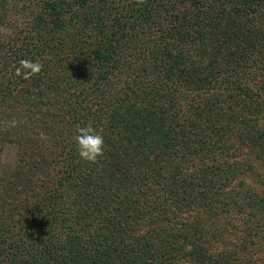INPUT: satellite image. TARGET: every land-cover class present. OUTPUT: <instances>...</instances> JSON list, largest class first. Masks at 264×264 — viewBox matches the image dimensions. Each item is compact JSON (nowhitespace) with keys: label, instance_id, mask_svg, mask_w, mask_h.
Here are the masks:
<instances>
[{"label":"trees","instance_id":"obj_1","mask_svg":"<svg viewBox=\"0 0 264 264\" xmlns=\"http://www.w3.org/2000/svg\"><path fill=\"white\" fill-rule=\"evenodd\" d=\"M0 264H264V0H0Z\"/></svg>","mask_w":264,"mask_h":264},{"label":"clouds","instance_id":"obj_2","mask_svg":"<svg viewBox=\"0 0 264 264\" xmlns=\"http://www.w3.org/2000/svg\"><path fill=\"white\" fill-rule=\"evenodd\" d=\"M19 63L21 68L17 70V74L23 70L25 78L38 74L42 69V64L39 61L23 59ZM76 132L74 143L77 146L79 158L89 163H97L98 158L102 157L104 153L105 141L103 136L93 127L91 121L83 127L77 126Z\"/></svg>","mask_w":264,"mask_h":264}]
</instances>
